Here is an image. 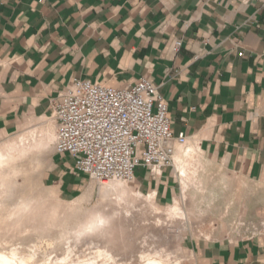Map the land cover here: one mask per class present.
<instances>
[{"label":"crops","instance_id":"obj_1","mask_svg":"<svg viewBox=\"0 0 264 264\" xmlns=\"http://www.w3.org/2000/svg\"><path fill=\"white\" fill-rule=\"evenodd\" d=\"M141 79L190 147L175 157L178 175L137 168L139 193L174 205V174L191 183L192 155L198 168L204 157L264 182V0H0V140L24 129L57 138L54 106L74 80L131 89ZM75 164L54 153L43 179L69 202L88 190ZM186 255L183 264H264V231L191 239Z\"/></svg>","mask_w":264,"mask_h":264},{"label":"rangeland","instance_id":"obj_2","mask_svg":"<svg viewBox=\"0 0 264 264\" xmlns=\"http://www.w3.org/2000/svg\"><path fill=\"white\" fill-rule=\"evenodd\" d=\"M32 130L0 140V253L12 264L20 259L25 264H112L97 256L99 243L117 264H147L143 254L153 256L155 250L162 264H183L191 239L264 231V182H250L204 157L198 168L195 155L186 164L190 184L174 174L179 189L174 205H160L122 181L126 191L103 193L91 179L87 192L69 202L43 185L56 136L45 141ZM189 147L176 145L174 158L179 148ZM170 168L177 172L174 162ZM99 215L106 226L88 228Z\"/></svg>","mask_w":264,"mask_h":264},{"label":"built area","instance_id":"obj_3","mask_svg":"<svg viewBox=\"0 0 264 264\" xmlns=\"http://www.w3.org/2000/svg\"><path fill=\"white\" fill-rule=\"evenodd\" d=\"M181 42L173 51L179 52ZM58 122L55 152L75 159L76 169L101 184L133 183L137 168L160 176L173 167L175 146L168 105L148 79L131 89L74 80L54 106Z\"/></svg>","mask_w":264,"mask_h":264},{"label":"bare ground","instance_id":"obj_4","mask_svg":"<svg viewBox=\"0 0 264 264\" xmlns=\"http://www.w3.org/2000/svg\"><path fill=\"white\" fill-rule=\"evenodd\" d=\"M174 161H175V158H174ZM112 182H118V181H112ZM105 183H108V182H105ZM109 188H113L115 190L117 188H119L122 191H126L127 190V187L123 188V186H122V184L120 182H118L117 184H109V183L108 184H103V183L100 184V190L103 193H108L109 192ZM173 211H174L175 214H179L180 215V213H181L180 210L177 207H175L173 209ZM100 221H103V224H101ZM107 223H108V221L103 216H100V215L99 216H95L93 218V220L91 221L90 225L88 226V228H90V229L91 228H95V227H98L100 224H101V226H103L104 224L106 226ZM95 250L97 252V253L96 252L95 253L97 254V256L99 258L103 257V258L107 259L108 261H111L112 264H117L116 258H114L112 256V254L108 250L102 249L101 243H99V245H97L95 247ZM161 255L162 254L160 252H158V250H155L153 256H152V254H149V255L143 254L142 259L143 258L144 259L147 258V260H146L147 264H162L160 262V260H158V259L162 258ZM12 256L15 258V257H17V254L14 253ZM152 257H154V258H152ZM20 262H21L20 264H25L23 259H20ZM0 264H12V259H10L7 255H5L3 253H0Z\"/></svg>","mask_w":264,"mask_h":264},{"label":"snow or ice","instance_id":"obj_5","mask_svg":"<svg viewBox=\"0 0 264 264\" xmlns=\"http://www.w3.org/2000/svg\"><path fill=\"white\" fill-rule=\"evenodd\" d=\"M101 224H103V221H100Z\"/></svg>","mask_w":264,"mask_h":264}]
</instances>
